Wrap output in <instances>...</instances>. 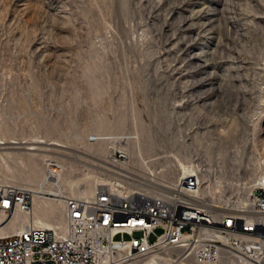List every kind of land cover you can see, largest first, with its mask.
<instances>
[{
    "label": "rangeland",
    "instance_id": "rangeland-1",
    "mask_svg": "<svg viewBox=\"0 0 264 264\" xmlns=\"http://www.w3.org/2000/svg\"><path fill=\"white\" fill-rule=\"evenodd\" d=\"M115 140L163 176L194 161L219 206L246 201L264 177V0H0V185L37 189L52 164L84 187ZM45 187L34 222L63 233L71 189Z\"/></svg>",
    "mask_w": 264,
    "mask_h": 264
},
{
    "label": "built area",
    "instance_id": "built-area-1",
    "mask_svg": "<svg viewBox=\"0 0 264 264\" xmlns=\"http://www.w3.org/2000/svg\"><path fill=\"white\" fill-rule=\"evenodd\" d=\"M112 143L91 165L99 180L92 198L65 199L66 235L34 226L5 233L32 203L20 186L0 185V264H147L163 252L179 264H264V184L227 209L209 195L194 161L185 176H163Z\"/></svg>",
    "mask_w": 264,
    "mask_h": 264
},
{
    "label": "bare ground",
    "instance_id": "bare-ground-1",
    "mask_svg": "<svg viewBox=\"0 0 264 264\" xmlns=\"http://www.w3.org/2000/svg\"><path fill=\"white\" fill-rule=\"evenodd\" d=\"M186 169H187L186 172H184V170H183L184 176L191 172L190 166L186 167ZM64 170H65L64 166H61V165L55 166V165L51 164L48 166V173H47L48 175L46 176L45 180H43L42 183H40V185L37 189H35L34 187L29 188V189H26L25 187H21L28 194V197H30L31 203H32L33 198H34V203H36L34 211L36 213H41V205L35 199L36 198L44 199V195L46 194V192L52 191L49 188L45 187L46 185H49V184L53 185L55 188H57L58 191L61 189H64L63 187L67 186V184H68V187H70V189H71V193H72L71 195L75 198H78V199L88 200V199H91L92 196L94 195V191H95L94 186L99 180H97L96 178H92L90 176H87V178L82 181L85 184V186L83 187L82 184L80 186V181L68 182L66 180L67 178L64 176V174H65V173H63ZM258 183H259V185H261V184L263 185L264 184V177H263V180H260ZM256 185L254 186V188L256 187ZM58 191H56V192H58ZM67 197H70V196H66V195L58 196L57 197L58 199L56 198L55 201L56 202L62 201V202H64V205H65V199ZM247 202H248V200L245 201V203H247ZM32 212H33V207H32L29 214H22L20 212H17L15 214L13 220L6 226L4 232L9 233V234H16V233H18V232H20V231H22L25 228L30 227V226H34L37 228L42 227V228H40L42 230H45V228H49L50 230L52 228H54L50 222L43 223L41 218H38L39 222H34ZM13 222H15L13 229L10 232L7 231L8 227ZM35 223L37 225H35ZM49 229H47V230H49ZM67 229H68V227H67V222H66L63 233H60V234L66 235L68 232ZM53 231L56 232L55 230H53ZM56 233L59 234L58 232H56ZM156 254H158V253H156ZM164 260L165 259H163V261ZM163 261H162V259H160L159 261H157V264H162Z\"/></svg>",
    "mask_w": 264,
    "mask_h": 264
}]
</instances>
